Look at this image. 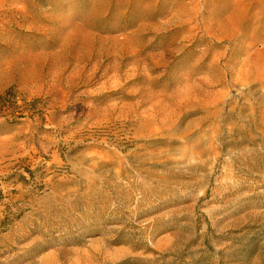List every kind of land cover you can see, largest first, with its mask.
<instances>
[{
  "label": "rangeland",
  "instance_id": "1",
  "mask_svg": "<svg viewBox=\"0 0 264 264\" xmlns=\"http://www.w3.org/2000/svg\"><path fill=\"white\" fill-rule=\"evenodd\" d=\"M0 264H264V0H0Z\"/></svg>",
  "mask_w": 264,
  "mask_h": 264
}]
</instances>
